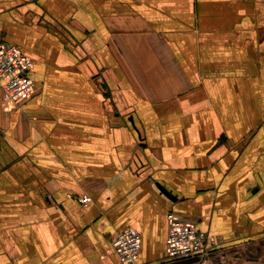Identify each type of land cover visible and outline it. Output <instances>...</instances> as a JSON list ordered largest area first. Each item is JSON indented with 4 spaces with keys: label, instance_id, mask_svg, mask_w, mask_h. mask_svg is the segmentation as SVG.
<instances>
[{
    "label": "crops",
    "instance_id": "crops-1",
    "mask_svg": "<svg viewBox=\"0 0 264 264\" xmlns=\"http://www.w3.org/2000/svg\"><path fill=\"white\" fill-rule=\"evenodd\" d=\"M2 44L36 88L0 91V264H120L126 229L264 264V0H0ZM169 212L216 248L169 259Z\"/></svg>",
    "mask_w": 264,
    "mask_h": 264
},
{
    "label": "built area",
    "instance_id": "built-area-1",
    "mask_svg": "<svg viewBox=\"0 0 264 264\" xmlns=\"http://www.w3.org/2000/svg\"><path fill=\"white\" fill-rule=\"evenodd\" d=\"M32 60L18 46L2 44L0 46V91L11 102L17 103L30 96L36 88L30 77ZM83 205L88 198L80 200ZM168 224L166 255L171 260H180L193 256L208 255L216 248L215 237L207 232L189 226L174 212L166 216ZM111 246L120 264H137L141 239L137 231L126 229L112 239Z\"/></svg>",
    "mask_w": 264,
    "mask_h": 264
},
{
    "label": "water",
    "instance_id": "water-1",
    "mask_svg": "<svg viewBox=\"0 0 264 264\" xmlns=\"http://www.w3.org/2000/svg\"><path fill=\"white\" fill-rule=\"evenodd\" d=\"M157 186V188L159 189V191L161 192V193H163L167 198H169V199H173V201H175V197L169 192V191H167L165 188H163L161 185H156Z\"/></svg>",
    "mask_w": 264,
    "mask_h": 264
}]
</instances>
